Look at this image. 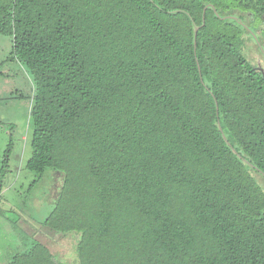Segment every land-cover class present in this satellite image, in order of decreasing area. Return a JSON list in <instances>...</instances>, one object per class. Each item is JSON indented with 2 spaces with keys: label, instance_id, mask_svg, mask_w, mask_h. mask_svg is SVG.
Listing matches in <instances>:
<instances>
[{
  "label": "trees",
  "instance_id": "16d2710c",
  "mask_svg": "<svg viewBox=\"0 0 264 264\" xmlns=\"http://www.w3.org/2000/svg\"><path fill=\"white\" fill-rule=\"evenodd\" d=\"M263 22L264 0H0L26 167L63 173L43 224L78 264H264ZM6 264L64 263L34 242Z\"/></svg>",
  "mask_w": 264,
  "mask_h": 264
},
{
  "label": "rangeland",
  "instance_id": "374dc122",
  "mask_svg": "<svg viewBox=\"0 0 264 264\" xmlns=\"http://www.w3.org/2000/svg\"><path fill=\"white\" fill-rule=\"evenodd\" d=\"M12 44V36L0 34V264L34 242L46 245L64 264H78L79 233L43 224L63 173L48 168L39 177L26 167L32 153L30 106L34 83L25 66L12 55ZM245 52L264 67V58L252 40L247 42ZM251 173L264 190V176L254 169Z\"/></svg>",
  "mask_w": 264,
  "mask_h": 264
},
{
  "label": "water",
  "instance_id": "95a60500",
  "mask_svg": "<svg viewBox=\"0 0 264 264\" xmlns=\"http://www.w3.org/2000/svg\"><path fill=\"white\" fill-rule=\"evenodd\" d=\"M212 7H214L212 5ZM206 9V7L204 8V10ZM203 23H204V14H203ZM200 28V25H197L195 22H194V33H195V41H194V45L196 46V35H197V31L198 29ZM217 105V103H216ZM218 107V106H217Z\"/></svg>",
  "mask_w": 264,
  "mask_h": 264
},
{
  "label": "flooded vegetation",
  "instance_id": "af4514ba",
  "mask_svg": "<svg viewBox=\"0 0 264 264\" xmlns=\"http://www.w3.org/2000/svg\"><path fill=\"white\" fill-rule=\"evenodd\" d=\"M257 49L259 50V52L262 54V56L264 58V45H261L260 47H257ZM257 65H259L264 70V67H262L261 64L257 63Z\"/></svg>",
  "mask_w": 264,
  "mask_h": 264
}]
</instances>
